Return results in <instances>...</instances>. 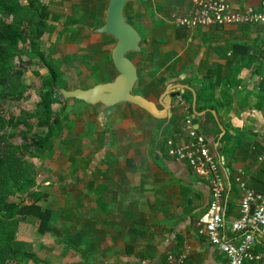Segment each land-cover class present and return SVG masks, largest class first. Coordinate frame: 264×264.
I'll use <instances>...</instances> for the list:
<instances>
[{"label": "crops", "instance_id": "crops-1", "mask_svg": "<svg viewBox=\"0 0 264 264\" xmlns=\"http://www.w3.org/2000/svg\"><path fill=\"white\" fill-rule=\"evenodd\" d=\"M107 1H74L70 9L80 6L82 22L78 15L65 16L66 24L53 22L61 26L54 31L62 28L71 34L72 42H94L89 57L94 60L102 53L107 61L105 66L97 64L94 74L85 77L87 85L79 89L117 76L109 57L115 41L95 31L104 23ZM62 2L52 0L49 5L61 6ZM131 2L128 16L141 37L140 51L132 52L138 76L134 88L139 80L142 86L137 94L161 110L159 99L170 84L184 92L173 98V111L164 120L135 104L104 108L73 100L75 109L85 107L79 111L78 123L72 121L71 126L80 143L79 157L74 166L61 159L57 179L32 186L40 193L36 205L50 213L45 231L38 229L39 218L29 215L37 220V230L30 238L23 237L19 221L14 238L25 242L27 250L45 261L42 264H163L166 255L176 253L184 242L191 248L186 264H224L225 256L197 235L194 227L207 210L208 185L188 165L168 157L165 142L185 141L182 127L187 108L191 116L199 114L197 130L223 174L230 177V181L226 178L230 196L225 204L224 232L234 237L230 224L239 217L240 195L232 176L240 170L250 188L264 191V60L257 49L263 41L262 28L210 26L189 32L175 28L170 17L186 10L191 0ZM260 2L233 3L258 7ZM84 7L90 8L87 14ZM55 16L63 18L60 12H54ZM84 29L89 38L82 37ZM104 71L109 79L97 82L95 73ZM161 79L165 80L159 83ZM202 83L205 99L198 100ZM53 188L58 189L57 198ZM57 248L59 261L39 256V249Z\"/></svg>", "mask_w": 264, "mask_h": 264}, {"label": "rangeland", "instance_id": "rangeland-1", "mask_svg": "<svg viewBox=\"0 0 264 264\" xmlns=\"http://www.w3.org/2000/svg\"><path fill=\"white\" fill-rule=\"evenodd\" d=\"M40 1L42 5L44 4L46 6L48 22H51V17H53L54 12L62 13L63 18L61 20H56L59 23L62 22L66 24L67 21L64 20V17L67 15H78V21L82 22L81 17H79L81 16L80 6L76 10H71L69 6L77 0H63V4L61 6H50L49 3L52 0ZM21 3L26 6L25 0H21ZM34 6L37 9L35 12L32 9L27 8L26 11L19 15V17H4L5 22L15 25L18 20L21 27L25 28L24 30L27 31V34H29L28 32L31 30L33 32L36 31V23L38 20L36 13L39 12L40 6L36 4ZM84 9L85 10L82 9L83 13L87 14L90 8L84 7ZM69 23L73 24L74 22ZM49 25H51L53 28L47 26L46 31L41 38L38 39L36 36L32 35L26 39V50L23 53L15 56L12 62L13 68L8 78L5 79V81L0 82V120L3 122L5 128L4 130H0V132L2 131L0 134L3 136V138H5V140H3V144L0 146V157H5L7 155L6 152H8L11 147L18 146L21 142L25 141L24 144L26 145L19 148V151L23 152L26 148H28L29 145L33 144L35 138L39 139L44 135L43 131L35 128L38 122V116H30L27 117L26 120L31 122L34 127L31 128L30 133H28L29 135L27 134L29 138L25 137L23 140L22 134L20 133L21 130L25 131L26 127L24 124L19 123V119L25 117L26 113L35 114V112L40 107V95L45 92L41 81L42 79L47 78L49 75L48 70L45 67V63L54 65L56 64L64 73L63 80L65 81V87L56 86L53 91V115L66 113L70 116L67 119L71 118L73 122L75 121L78 123L77 118H79V111H83L85 107L78 105V108L75 109L72 98H66L68 103L62 112V104L65 98L60 89L75 90L79 89V87L86 86L87 82L85 81V77L88 76L89 73L94 74L95 70L92 72V69H94L97 64L101 63L103 66H105L104 63L107 62L105 61L104 54L102 53H100L101 56H99V54L96 55L94 60L89 57L93 52L92 47L94 42L91 43L88 41L86 43L87 45L81 43L80 41L72 42V40L69 39L71 34L66 31L62 32L64 31L62 28L60 29L61 31H54L58 29V25L56 26V24L53 22L49 23ZM62 27L65 28L64 26ZM69 30H71V28H69ZM82 37L89 38L86 35V29H84V32H82ZM30 41L38 45V47L36 46V50L33 49L34 46L32 47ZM42 55L44 59L41 58ZM94 76H96L95 78H97V82L106 81L109 79V77L105 74V71L99 72V74L96 72ZM21 92L23 97L20 100H14L12 98ZM62 115L63 114H61V116ZM63 122L64 129L62 133L53 140V149L51 152H47L38 158H36V155L32 153H26V155L23 157L22 160L25 159L27 161V165L32 164L35 167V173L29 179L22 180L18 189H15L8 194L6 191L2 192L0 195H3L2 197H4L6 201L18 202L21 200L20 198L25 195L27 189L30 188L31 185H38L39 182L41 183L43 180L47 181L48 179H51V177H55V179H57V172L60 169L59 163H61V159L62 163H72L74 166L76 160L75 158L79 157L76 149L80 147V143L77 142L75 137V129L66 128L65 124L67 123L65 120H63ZM52 193L57 198L58 189L53 188ZM53 199L57 203V200L55 198ZM37 223V220L35 218L32 219L31 216L28 218L26 217V219H22L19 227H21V231L23 230V237L25 235L30 238V236L33 235L37 230ZM26 249H28V247ZM36 251L37 247H35V253ZM39 251V256L41 258H45L44 260L50 262L49 257H51V260L57 259L59 261L58 254L60 249L57 248L56 250H51L50 252L43 251L42 249H39ZM62 259L63 258H61V261ZM31 262L32 260H29L24 264H32Z\"/></svg>", "mask_w": 264, "mask_h": 264}, {"label": "built area", "instance_id": "built-area-1", "mask_svg": "<svg viewBox=\"0 0 264 264\" xmlns=\"http://www.w3.org/2000/svg\"><path fill=\"white\" fill-rule=\"evenodd\" d=\"M233 2L191 0L186 10L171 14L170 23L189 32L210 26H259L264 42V0L258 7H239ZM184 118L185 141L167 139L166 154L176 162L188 165L208 185L211 198L206 212L194 223L196 234L225 256L224 264H264V191L250 188L240 170L232 176L240 198L239 217L230 224L234 237L229 238L224 232L225 204L230 196L226 186L228 175L223 174L221 164L212 154L204 135L194 127L188 108ZM190 254L189 243L184 242L176 253L166 255L163 264H186Z\"/></svg>", "mask_w": 264, "mask_h": 264}, {"label": "trees", "instance_id": "trees-1", "mask_svg": "<svg viewBox=\"0 0 264 264\" xmlns=\"http://www.w3.org/2000/svg\"><path fill=\"white\" fill-rule=\"evenodd\" d=\"M26 6L21 3V0H0V82L5 81L8 78L12 68L13 59L16 55L23 53L25 48L26 39L29 36H36V38H41L46 31L47 26L53 28L49 23L56 21L58 18L55 16L54 19L51 17V22L47 21L46 6L40 0H25ZM39 5V12L36 13L38 20L36 23V31H30L27 34L25 28H22L20 23L17 22L10 24L5 22L4 17H19L21 13L26 11L27 8L32 9L34 12L36 7L34 5ZM131 3H128L125 7V15L128 18V22L131 24V19L128 16V10L130 9ZM46 16V17H45ZM75 22V21H74ZM244 28H249L244 26ZM180 29V28H179ZM183 30V29H182ZM34 50L37 49L38 45L30 41ZM155 45V43H154ZM37 46V47H36ZM257 49L259 54L264 60V42L258 44ZM134 53L128 54L127 57L132 61ZM110 57V54H109ZM44 59L43 55L41 57ZM40 59V60H42ZM111 59V57H110ZM44 61V60H42ZM160 65H162V60H157ZM45 67L48 70V77L42 79V87L45 92L40 95V107L35 112V114L26 113V116L19 119V123L24 124L26 127L25 131L21 130L22 139L28 137L27 134L30 133L31 128L34 127L33 124L26 120L30 116H38L37 124L35 128L44 132L43 137L35 138L33 144L29 145L23 152L19 151L20 147H23L25 141L21 142L20 145L11 147L4 157H0V194L4 191L6 193H11L13 190L18 189L22 180H27L32 177L35 173V168L32 164H26L27 161L23 157L27 154H35L36 158L41 157L47 152H51L53 149V140L56 139L63 131V120L67 123L68 128L73 127V122L70 119H66V113L53 115L52 105L54 104L53 91L56 86L65 87L64 73L56 64L45 63ZM165 79L159 80V83L163 82ZM140 80L137 86L134 88V93H141ZM206 87L202 83L200 90L198 92V100L205 99ZM23 97L22 92L16 94L12 97L14 100H20ZM68 100H64L62 104V112L66 107ZM4 130L3 122L0 120V130ZM2 132V131H1ZM0 132V133H1ZM29 135V134H28ZM29 138V137H28ZM31 138V137H30ZM3 136L0 134V146L3 144ZM1 149V148H0ZM230 170V166L228 165ZM230 181V177H227ZM232 184V183H231ZM3 195H0V264H24L25 262L32 260L34 264L44 263L42 260L38 259L32 251H29L25 247V242L22 240H16L14 235H16L18 230L19 221L25 219L26 216L32 215V217H38L40 220L39 231H45L48 226V216L49 211L42 209L36 205L39 192L33 191L31 185L27 189L25 195H23L20 201H6ZM30 200V204L25 201ZM48 215V216H47Z\"/></svg>", "mask_w": 264, "mask_h": 264}, {"label": "water", "instance_id": "water-1", "mask_svg": "<svg viewBox=\"0 0 264 264\" xmlns=\"http://www.w3.org/2000/svg\"><path fill=\"white\" fill-rule=\"evenodd\" d=\"M131 1L133 0H108L104 23L95 29L96 32L110 35L115 41L110 52L112 63L117 71L115 79L96 83L88 89H60V91L65 100L72 98V100L80 101L89 106L100 104L104 108H108L119 103L135 104L149 112L152 117L164 120L173 111L171 107L173 98L182 94L184 90L175 89V85L170 84L159 99L161 110L144 96L134 93V86L138 78L137 69L127 55L140 51L141 37L137 29L128 22L124 13L125 7ZM192 117L194 127L197 129L199 114L194 112Z\"/></svg>", "mask_w": 264, "mask_h": 264}]
</instances>
